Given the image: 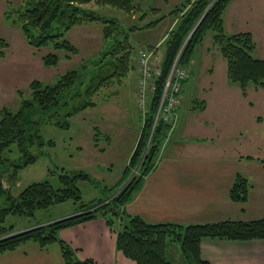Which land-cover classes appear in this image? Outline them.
Wrapping results in <instances>:
<instances>
[{"label":"trees","instance_id":"trees-1","mask_svg":"<svg viewBox=\"0 0 264 264\" xmlns=\"http://www.w3.org/2000/svg\"><path fill=\"white\" fill-rule=\"evenodd\" d=\"M96 2L121 8L127 13L142 12L135 0H21L18 6L9 7L5 19L22 29L26 42L34 49L50 48L43 56L48 66H56L63 59L69 60L80 53L66 34L74 27L99 22L103 24V46L101 56L95 63L91 77L83 79L81 69H74L59 76L54 84H45L34 80L29 86L31 97L21 98V106L16 113L3 109L0 118V254L15 251L28 243H36L41 248L58 244L66 264H94L90 260H80L77 251L60 238V231L76 225L105 219L107 225L116 232V246L127 258L137 264H174L170 259V250L175 244L181 245V253L185 264H210L201 256L203 240L249 241L264 240V218L252 221L225 220L203 224L149 223L139 216L127 213L126 205L136 197L145 178L156 168L165 135L169 124L160 120L156 124L152 140L145 143L150 136L154 115L156 114L163 83L171 69L186 34L195 27L190 43L183 48L181 63L188 65L196 49L202 45L204 38L213 32L214 43L227 61V76L231 84L241 88L244 95L251 87L264 88V60L254 57L256 42L250 32L229 34L225 30L224 15L232 0H196L192 8L182 14L180 22L170 33L166 42V54L162 76L158 87L151 97L147 122L142 137L137 144L128 166L124 170L126 186L116 194L110 204L103 208L79 213L88 204L83 201L82 192L77 186L80 180H92L84 171L69 173L63 170L60 175L61 186L55 188L49 181L34 182L24 188L18 195H12L11 188L19 182L20 171L38 161L34 154V146L44 145L40 135L41 125H55L68 129V122H60V116L72 118L81 112L97 106L96 96L103 89L122 85L124 78L134 67L133 46L128 39L120 38V25L114 19H106L93 14L84 4ZM213 2V3H212ZM208 6H210L208 8ZM208 8V9H207ZM184 8L170 14L182 12ZM207 9V11H206ZM158 11L156 8L150 9ZM206 11V12H205ZM205 13V14H204ZM143 14L142 16H144ZM204 17L202 18V16ZM149 23L148 27L157 22ZM179 21V19H178ZM9 43L0 37V59L6 56ZM62 53V54H60ZM88 61V60H86ZM85 61V62H86ZM194 110H204L205 102L196 101ZM264 121V116L256 118ZM95 141L98 140V133ZM145 137V139H144ZM52 143V142H51ZM17 145L19 156L16 159L4 157ZM146 147H148L147 153ZM140 164V175L133 174V169ZM4 183L9 186L6 187ZM11 183V184H9ZM117 188L113 186L111 189ZM108 189V188H107ZM250 192L249 181L238 174L230 190L232 201L247 202ZM74 200L79 203L71 216L53 222H37V226L11 235L13 226L6 227L9 215L32 217L38 210ZM119 217L124 221L116 223ZM9 230V231H8Z\"/></svg>","mask_w":264,"mask_h":264},{"label":"crops","instance_id":"crops-1","mask_svg":"<svg viewBox=\"0 0 264 264\" xmlns=\"http://www.w3.org/2000/svg\"><path fill=\"white\" fill-rule=\"evenodd\" d=\"M168 1L172 0H162L160 4L156 2L160 6L156 8H168ZM6 2L0 0L1 18L8 9ZM263 3L264 0H246L241 5L239 0H232L224 15L226 32L234 33L235 29L236 33L250 32L256 42L254 33L257 32L252 28L249 31L242 29L244 18L252 24L254 19L264 40ZM237 16L242 18L239 24ZM133 17L137 18L136 15ZM177 21L175 18L172 23L175 25ZM87 28L85 35L88 44L99 40L102 42L101 34L100 39L97 36L90 37L99 31L93 27ZM100 31H103V27ZM209 37L196 49L189 63L188 83L195 68L199 84L192 103L182 110L185 86L177 119L169 127H173L174 131L162 145L157 166L145 178L134 200L126 205L128 214L139 216L149 223L188 225L264 218V121L256 120L264 113L253 110L255 104L250 98V90L259 91L260 88L251 87L244 95L240 87L229 82L227 76L222 88L218 89L217 80H214L217 70L213 59L219 54V49L214 48V40L211 35ZM160 43L155 47H159ZM212 47L214 49L209 51ZM162 59L159 57L164 62ZM220 65L224 74H227V61L226 64L220 62ZM135 71L137 73V60ZM205 74L207 76L204 78ZM196 101H204L205 109L194 110ZM125 112L129 114V119L133 117L130 110ZM141 113L140 110L136 122L128 128L130 148L126 166L142 133ZM126 128L116 126L113 133L124 132ZM102 136L110 140L111 133L105 129ZM238 174L250 183L249 198L244 203L234 202L230 197L231 187ZM60 238L77 251L82 261L90 260L94 264H137L117 249L116 232L103 219L63 229ZM201 255L210 264H264V240H203ZM0 264L66 263L58 244L41 248L36 243H28L15 251L0 254Z\"/></svg>","mask_w":264,"mask_h":264},{"label":"rangeland","instance_id":"rangeland-1","mask_svg":"<svg viewBox=\"0 0 264 264\" xmlns=\"http://www.w3.org/2000/svg\"><path fill=\"white\" fill-rule=\"evenodd\" d=\"M6 1V5L8 6L9 3V7L18 6L21 2V0ZM195 1L196 0H172L168 1V4L170 5L168 8L159 9L160 6L157 5L156 2L160 4L162 0H135L136 4H139L142 8V12H136L134 14L127 13L118 7L98 4L94 1L84 4V7L89 9L91 13L106 19H114L119 23L121 32L119 35L120 38L128 36V39L133 46L132 65L134 64V67L124 78V83L122 85H116L110 89H103L98 93L95 98L97 102L96 107L87 109L72 118H67L62 115L57 119H52V121L59 120L60 122H68L70 124L68 129L59 128L52 124H44L40 126V135L43 138L44 145L34 146L35 148L32 149L34 154L39 155L38 161L20 171L19 182L11 188L12 195H18L24 188L34 182L46 180L49 181L55 188H59L61 186L59 179L60 175L63 174V170L69 173L84 171L91 176L92 180L83 181L79 179L77 182V186L82 192L83 201L88 204V207H85L79 213H84L88 210L100 207L103 208L112 202L110 200L128 183L127 181L121 185L124 179V169L128 166H126L129 154L128 151L130 148L128 128L136 122V118L138 116V112L140 114V110L142 112L140 123H142V128H144L145 123L147 122V112L149 110L151 97L157 91V88L155 91H151L148 87L145 112L142 109L139 110L137 105V86L139 88V85L137 84V80L139 79L138 54L141 50H154L152 59H154V57H160L161 60H163L162 58L165 59L166 42L170 33L181 21L180 18L182 14L192 8ZM244 1L246 0H239L241 5ZM152 7H159L156 8L158 11L152 12L150 10ZM209 7L210 6H208V8ZM178 8L179 10L181 8L184 9L181 13L177 11L175 15L170 14ZM143 14L145 15L142 16ZM134 15H136V19H134ZM1 17L2 13H0V37L6 39L10 44V47L5 50L6 57L0 59V118L1 111L3 109H8V111L16 113L21 106L22 96L24 99H29L31 97L29 86L34 80L41 81L45 84H54L59 76L64 75L70 70L80 69L83 64H85L84 68L81 69L83 79L86 81L91 77L95 63L89 60L97 61L100 58L103 40L102 42L99 40L88 44L85 33L89 29L87 27H93V29L97 32L99 31V33L92 34L90 37L97 36L100 39V34L102 36V32L100 31L103 27L102 23H89L87 27L83 25L71 29L66 34V38L79 48L80 53L74 55L69 60L62 58L56 66H48L44 63L43 56L52 52V50L50 48H32L26 42L22 29L18 26H14L9 21L4 20L5 13L4 17ZM203 17L204 15L202 18ZM175 18L179 19V21H177L174 25L172 22ZM160 19L161 21L157 22L155 26L148 27L150 22L152 23ZM237 19L239 24L242 18L237 16ZM243 22V30L249 31L253 29L254 32H257L254 33L257 39V49L253 55L257 59L264 60V40L258 32L257 25L254 24L255 20L253 19L252 24L251 21L244 18ZM198 24H195L194 27H192V29L186 34L184 42L182 43L184 48H186L188 43H190L195 27ZM236 30L237 29H235L234 33L230 34H235ZM210 35L211 38L215 40L213 32H211L204 38L202 44L206 39H210ZM158 42H161L159 47H155ZM214 46V48L217 47L216 44ZM214 48H210L209 51ZM218 52L219 54H217V56L213 59L217 70V74L214 75V80H217V88L221 89L227 78V74L226 72L224 74V71L221 69L220 62L226 64V60L221 56L219 50ZM176 56L172 64H174V61L177 58ZM182 56L183 51L178 57V65L180 67H184L187 70L188 76H190L189 64L186 65L181 63ZM135 60H137V73L135 71ZM160 63L161 64H158L153 61V65H159L161 69H163L164 62L160 61ZM197 74L198 71L194 68L190 82L188 83L187 80L185 84V100L182 105V110H186L187 107L191 105L192 99L197 92L196 87L199 85L197 83ZM206 76L207 74L204 75V78ZM156 84L158 85L157 80ZM163 94L164 86L162 87L158 108L153 118L151 130L148 129V132L151 133H149L150 136L147 137L145 142L147 146H149L152 140L156 124L160 120L166 122L162 118L163 108L165 107V103L162 106ZM250 98L255 104L253 110H261V114H263L264 88L261 87L259 91L250 90ZM233 102L234 101H232L231 105H233ZM181 104L182 101L180 106ZM249 104L252 105V103ZM231 107L233 108V106ZM125 110H130V112L133 113V117H131V119H129V114L126 113ZM231 111H234V109H231ZM116 126H126L127 128L124 132H116V135H114L113 131ZM105 129L109 130L111 133L110 140L105 139L102 136ZM173 131V127L168 128L165 138L168 139ZM96 133H98L97 141H95V136L97 135ZM119 133H121V135H119ZM141 137L142 133L140 139ZM10 149L11 151H6L4 153V157L16 159L19 156L17 145L14 144ZM147 151L148 147H146L145 153H147ZM139 168L140 164L136 167V169H133L131 178L135 175H140ZM4 185L6 187L9 186L6 183H4ZM113 186L117 188H113L112 191L111 188ZM78 206L79 203H76L74 200H69L61 204L53 205L46 210H38L32 217L9 215L6 219L5 226H13L14 232L11 233V235L18 234L36 227L37 222H42V224H44L58 219L60 220L73 214L79 215V213H75ZM125 209L126 208L124 207V210ZM103 220L105 221V219ZM116 220V223L118 224H122V222L124 223V221L119 217H117ZM170 259L174 264H185L181 253V245L179 243L175 244L174 247L171 248Z\"/></svg>","mask_w":264,"mask_h":264},{"label":"built area","instance_id":"built-area-1","mask_svg":"<svg viewBox=\"0 0 264 264\" xmlns=\"http://www.w3.org/2000/svg\"><path fill=\"white\" fill-rule=\"evenodd\" d=\"M184 45L181 46L180 51L177 54V58L172 64V67L163 83L164 94L162 97L163 108L162 118L170 125H173L177 119V111L182 101L183 89L189 79L187 70L184 67L178 65V57L180 56ZM154 50H141L138 54V107L145 112L146 98L148 87L151 91H155L158 85L156 80L162 76V69L159 65H153V61L161 64L159 58H153ZM178 105V106H177Z\"/></svg>","mask_w":264,"mask_h":264},{"label":"bare ground","instance_id":"bare-ground-1","mask_svg":"<svg viewBox=\"0 0 264 264\" xmlns=\"http://www.w3.org/2000/svg\"><path fill=\"white\" fill-rule=\"evenodd\" d=\"M189 66V65H188Z\"/></svg>","mask_w":264,"mask_h":264}]
</instances>
